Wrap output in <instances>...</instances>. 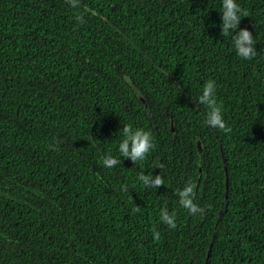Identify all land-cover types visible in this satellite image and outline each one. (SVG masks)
Here are the masks:
<instances>
[{
	"label": "trees",
	"instance_id": "16d2710c",
	"mask_svg": "<svg viewBox=\"0 0 264 264\" xmlns=\"http://www.w3.org/2000/svg\"><path fill=\"white\" fill-rule=\"evenodd\" d=\"M236 2L251 59L222 0H0V264H264V0ZM209 80L228 132L204 124Z\"/></svg>",
	"mask_w": 264,
	"mask_h": 264
},
{
	"label": "clouds",
	"instance_id": "9594fccd",
	"mask_svg": "<svg viewBox=\"0 0 264 264\" xmlns=\"http://www.w3.org/2000/svg\"><path fill=\"white\" fill-rule=\"evenodd\" d=\"M78 0H71V5L75 7ZM221 12V31L228 34L231 30L234 32L232 36V45L237 56L243 59H251L256 55L254 49V41L251 32L248 29L239 28L241 17L247 15L243 12L236 0H222ZM82 19V16H77V20ZM199 102L207 106L204 114V124L214 129H220L225 132L230 131L226 128L222 116L221 107L217 104L215 97V82L207 81L202 88L201 93L198 95ZM123 138L118 143V152L125 158H131L133 162L142 160L146 154L153 147L152 137L148 131L141 128L133 129L130 125L125 124L121 128ZM105 155L102 158V163L105 167L111 168L117 162L113 156ZM138 180L143 181L144 186L149 184L160 185L163 180L160 175H157L154 180H150L149 176L140 174ZM180 205L187 209L190 213L203 212V209L193 203V184L187 183L182 190L177 193ZM160 220L170 227H174V217L169 215L166 209L160 210Z\"/></svg>",
	"mask_w": 264,
	"mask_h": 264
}]
</instances>
